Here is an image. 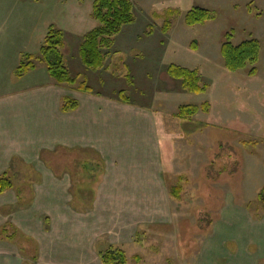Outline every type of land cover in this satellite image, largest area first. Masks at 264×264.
Returning a JSON list of instances; mask_svg holds the SVG:
<instances>
[{"label":"rangeland","instance_id":"obj_1","mask_svg":"<svg viewBox=\"0 0 264 264\" xmlns=\"http://www.w3.org/2000/svg\"><path fill=\"white\" fill-rule=\"evenodd\" d=\"M94 1L0 0V23L26 29L27 24L33 25L37 45L49 26L64 30L66 54L75 73L83 37L97 27L91 17ZM131 1L136 21L115 38L106 67L78 70L95 83L105 80L110 88L122 85V75H147L148 97L137 98L139 84L132 81L128 86L133 88L127 87L124 96L155 113L158 159L162 160L157 177L162 190L149 192L153 196L147 195L146 200L136 197L111 209L97 211L91 202L72 207V212L83 216L75 214L68 224L60 208L61 214L57 209L48 223L50 209L41 206H6L1 214H14L24 234H41L51 252L57 245L61 264L79 262L80 253L83 264H100L96 252L104 244L123 248L130 264H139L132 259L136 255L142 258L140 264H241L243 255L249 253L250 258L252 240L262 234L264 226V206L258 201L264 188V0ZM194 8L208 9L215 20L187 27L185 17ZM166 23H170L168 33L163 32ZM230 31L235 45L249 39L261 43L257 76L226 69L221 47ZM39 46L29 49L35 57ZM171 64L198 70L208 91L201 95L184 92L180 83L167 77ZM37 66L46 72L44 64L37 62ZM204 103L210 104L208 113L201 111L187 120L176 117L181 106ZM86 164L96 167L92 160ZM10 169L17 187L28 182L38 187L43 181L36 165L28 166L22 159L13 160ZM177 177L183 178L180 200L170 196L166 179L173 183ZM7 195L5 202L15 199L14 192ZM119 226L125 227L124 234ZM87 227L92 228L88 234Z\"/></svg>","mask_w":264,"mask_h":264},{"label":"crops","instance_id":"obj_2","mask_svg":"<svg viewBox=\"0 0 264 264\" xmlns=\"http://www.w3.org/2000/svg\"><path fill=\"white\" fill-rule=\"evenodd\" d=\"M6 25L3 21L0 23V177L11 171V163L15 159H22L28 166L35 164L43 181L38 187L32 184L34 199L31 207L37 209L41 206L50 209L46 212L47 223L56 216L58 208L65 216L64 223H70L72 216L77 214L71 211L77 199L71 193L74 187L71 172L65 171L61 176H57L53 169L41 160L42 151L50 153L60 149L70 152L93 151L104 159L105 173L91 188L95 194L92 207L97 211L100 208L123 206L121 202H131L136 197L139 200H146L147 195L153 196L149 192L161 191L162 185L157 174L162 160L159 162L158 159L160 140L155 113L150 112L146 105L140 106L136 102L125 101L121 94L127 87L133 88L128 86L132 81L139 84L137 98L148 97L151 84L148 83L147 75H122L125 80L118 86L120 88L115 85L112 88L107 87L105 80L102 79L95 83L91 76L79 71L86 67L80 59L78 49L75 58L77 72H72L71 58L66 57V63L73 78L79 81L86 80L90 92H85L78 86H58L49 76L47 68L46 73L38 66L19 79L16 77V70L22 56L34 55L29 49L34 50V46L35 49L38 45L41 46L47 32L38 38L37 45L33 25L27 24V29L19 24L17 26L11 24L14 27ZM62 31L65 34V31ZM125 69L131 70L128 63L125 64ZM167 77L170 79L168 75ZM68 98L78 101L79 107L74 112L63 113L61 105ZM38 160H41L42 164H37ZM10 192H14L15 199L5 202L4 199ZM19 205L16 189L0 196V229L11 223L23 232L14 214L11 213L9 216L1 214V208L6 206L18 208ZM58 212L61 214L59 209ZM90 214L92 213L87 215ZM97 218L99 220V215ZM119 228H123L124 234L125 227H117ZM91 230L92 228L87 227V234ZM261 231L262 234H258L252 240L254 250L250 258L249 253H246L239 260L241 264H264L263 225ZM37 234H26L39 245V258L35 264H61L60 255L56 251L58 246L54 245L56 248L51 252L46 239ZM213 249L217 251L216 248ZM82 255L83 253H80L79 262L73 264H83ZM96 256L100 262L97 252ZM136 256L132 259L135 260ZM70 260L72 259L69 257ZM24 262L25 258L17 246L9 241L0 240V264Z\"/></svg>","mask_w":264,"mask_h":264},{"label":"trees","instance_id":"obj_3","mask_svg":"<svg viewBox=\"0 0 264 264\" xmlns=\"http://www.w3.org/2000/svg\"><path fill=\"white\" fill-rule=\"evenodd\" d=\"M92 19L97 23V27L85 34L79 47V55L83 65L90 71H99L106 67L109 60L114 40L126 27L132 26L136 21L135 6L131 0H95L93 3ZM215 20V15L208 9L194 8L185 17L187 27L205 26ZM170 31V23H166L163 32ZM234 33L227 32L221 47V56L226 69L231 73L248 71L249 77L258 74L257 65L260 62L261 43L255 39H249L239 45H235ZM67 42L64 32L51 25L48 27L37 57L33 55H23L20 65L16 70V77L23 78L27 73L37 67V62L46 66L47 72L53 82L58 86L74 87L78 86L85 92H90L85 79L79 81L72 77L71 71L66 63ZM167 75L174 81L180 83L181 88L188 94H205L209 85L203 83L198 70L185 68L177 64H171L166 70ZM125 101L129 98L121 93ZM78 101L68 98L62 102L61 111L70 113L77 110ZM210 104L204 103L201 106H181L176 117L180 120H187L203 111L208 113ZM41 160L45 162L57 176H61L65 171L71 172L74 187L72 195L77 199L73 207L85 206L87 202L92 205L94 192L92 185L105 171V164L99 155L93 151L70 152L60 149L55 153L43 151ZM95 161L96 167L88 168L84 162ZM15 166L17 165L14 163ZM94 166V165H93ZM14 167V165H13ZM99 170L98 175L95 172ZM8 172L0 177V196L9 190L16 189L17 198L21 206L28 207L34 199L33 185L22 183L18 187L14 183V173ZM169 182V193L172 198L180 200L183 193L182 177H177L173 183ZM258 201L264 206V188L261 190ZM140 236V235H139ZM0 240L9 241L18 247L21 255L25 258L24 264H35L39 258V247L37 242L26 236L14 224L8 223L0 229ZM97 254L101 264H129L130 258L127 252L120 247L110 244L98 245ZM136 263H141V256L135 257Z\"/></svg>","mask_w":264,"mask_h":264}]
</instances>
